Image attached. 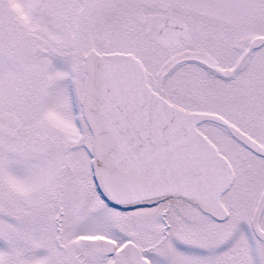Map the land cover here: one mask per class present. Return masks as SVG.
I'll return each instance as SVG.
<instances>
[{"label": "snow or ice", "instance_id": "obj_1", "mask_svg": "<svg viewBox=\"0 0 264 264\" xmlns=\"http://www.w3.org/2000/svg\"><path fill=\"white\" fill-rule=\"evenodd\" d=\"M0 264H264V0H0Z\"/></svg>", "mask_w": 264, "mask_h": 264}]
</instances>
